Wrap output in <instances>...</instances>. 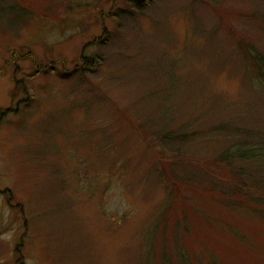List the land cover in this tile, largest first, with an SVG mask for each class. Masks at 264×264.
<instances>
[{
    "label": "rangeland",
    "instance_id": "obj_1",
    "mask_svg": "<svg viewBox=\"0 0 264 264\" xmlns=\"http://www.w3.org/2000/svg\"><path fill=\"white\" fill-rule=\"evenodd\" d=\"M259 73L264 0H0V264H264Z\"/></svg>",
    "mask_w": 264,
    "mask_h": 264
},
{
    "label": "trees",
    "instance_id": "obj_2",
    "mask_svg": "<svg viewBox=\"0 0 264 264\" xmlns=\"http://www.w3.org/2000/svg\"><path fill=\"white\" fill-rule=\"evenodd\" d=\"M261 72V71H260ZM259 75L261 76V79H263V81H264V78H262L263 77V74L262 73H259ZM250 151H244V152H241V154H243V155H245V154H247V153H249Z\"/></svg>",
    "mask_w": 264,
    "mask_h": 264
}]
</instances>
